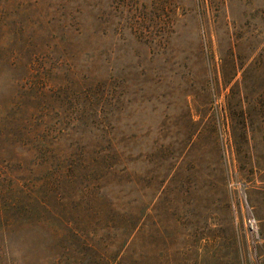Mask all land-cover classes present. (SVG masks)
Segmentation results:
<instances>
[{"label": "rangeland", "instance_id": "1", "mask_svg": "<svg viewBox=\"0 0 264 264\" xmlns=\"http://www.w3.org/2000/svg\"><path fill=\"white\" fill-rule=\"evenodd\" d=\"M9 13L39 47L0 65V117L30 100L34 134L0 152V179L51 188L55 213L0 237V264H264V0H0ZM40 133L50 176L23 168Z\"/></svg>", "mask_w": 264, "mask_h": 264}, {"label": "trees", "instance_id": "2", "mask_svg": "<svg viewBox=\"0 0 264 264\" xmlns=\"http://www.w3.org/2000/svg\"><path fill=\"white\" fill-rule=\"evenodd\" d=\"M25 18L17 14L9 13L8 15L0 14V65H9L10 54L24 50L26 54L31 51H38L37 39L39 35L33 29L27 30ZM11 37L7 40V36ZM7 40V41H6ZM28 104L18 108L16 112H10L0 117V152L8 155L9 159H15L14 151H17L16 142L25 138L27 143H33L31 130L27 128L24 121V115L27 113ZM22 118V119H21ZM29 130V131H27ZM38 144L33 146L34 156L29 165L50 176L54 169L57 171L54 163L53 142L46 139L45 133L37 134ZM28 153L31 151L26 150ZM22 169V168H21ZM33 171V170H32ZM34 174V171H33ZM43 176V175H42ZM22 176L17 172L6 173L4 179H0V237L6 238L11 233L24 227L44 228V221L47 215H54L55 210L49 201L41 197L42 194L51 191V188H39L24 191L19 187L18 181ZM37 179V177H35ZM36 230V229H34Z\"/></svg>", "mask_w": 264, "mask_h": 264}]
</instances>
